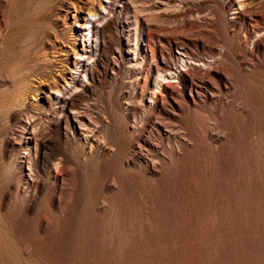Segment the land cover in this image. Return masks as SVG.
<instances>
[{
    "label": "rangeland",
    "instance_id": "374dc122",
    "mask_svg": "<svg viewBox=\"0 0 264 264\" xmlns=\"http://www.w3.org/2000/svg\"><path fill=\"white\" fill-rule=\"evenodd\" d=\"M229 1L0 0V264H264V0Z\"/></svg>",
    "mask_w": 264,
    "mask_h": 264
},
{
    "label": "bare ground",
    "instance_id": "6f19581e",
    "mask_svg": "<svg viewBox=\"0 0 264 264\" xmlns=\"http://www.w3.org/2000/svg\"><path fill=\"white\" fill-rule=\"evenodd\" d=\"M247 0H230L229 2L236 8H234V13H238L240 11H243L248 6L246 3ZM93 10V9H92ZM102 10V9H101ZM90 12V11H89ZM88 12V13H89ZM92 12V11H91ZM96 13V12H95ZM94 14H89L88 16H84L83 21V29L87 30V34H92L93 29L95 28V21L91 20V17H94ZM86 32V31H85ZM86 35V34H85ZM82 57V56H81ZM80 58V57H79ZM57 94H61L60 90L55 91ZM74 115V114H73ZM75 118L77 119V122L80 126V128L84 131L86 124L85 122L81 121V118L78 115H75ZM90 129V128H89ZM88 129V130H89ZM86 130V129H85ZM87 130V131H88ZM91 131V130H90Z\"/></svg>",
    "mask_w": 264,
    "mask_h": 264
}]
</instances>
